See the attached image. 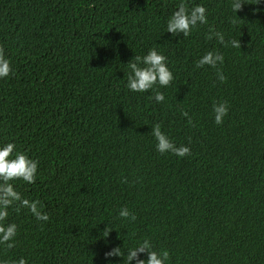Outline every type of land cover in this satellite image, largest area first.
I'll list each match as a JSON object with an SVG mask.
<instances>
[{"label":"trees","instance_id":"trees-1","mask_svg":"<svg viewBox=\"0 0 264 264\" xmlns=\"http://www.w3.org/2000/svg\"><path fill=\"white\" fill-rule=\"evenodd\" d=\"M180 2L0 0L13 69L0 79V144L39 161L34 184L14 183L49 215L9 209L18 236L15 248L0 245V260L123 264L104 253L121 246L127 255L147 238L168 264H264V0L236 13L233 0H184L208 19L186 38L166 32ZM210 26L241 48L206 39ZM153 47L174 75L158 87L162 103L126 86L129 60ZM208 51L223 53L225 82L217 68L195 66ZM220 101L229 110L217 125ZM158 122L191 154L159 153ZM125 206L135 222L119 216ZM106 225L113 231L102 238Z\"/></svg>","mask_w":264,"mask_h":264},{"label":"clouds","instance_id":"clouds-1","mask_svg":"<svg viewBox=\"0 0 264 264\" xmlns=\"http://www.w3.org/2000/svg\"><path fill=\"white\" fill-rule=\"evenodd\" d=\"M261 0H256L255 4H259ZM246 3L245 0H233L231 4L232 11H242V7ZM237 19H239L236 16ZM208 24L207 9L201 4H195L189 7L184 0H181L176 10H174L167 20L166 32L173 36L182 34L188 37L192 34L194 28L198 25ZM215 37L218 42L225 47L241 48L239 39L225 41L222 32L216 31L212 26L209 27L206 39L211 40ZM224 55L218 51H208L200 59L196 61L195 66L202 68L208 65L217 68L218 64H223ZM128 68L130 69L127 76V88L132 92H149L152 96L149 99L156 103H162L165 100L164 93L159 88L168 87L174 79L173 72L168 67V58L157 48H150L143 56H135L129 60ZM13 73L10 59L6 58L4 46L0 44V79L7 78ZM217 78L223 83L227 77L223 75L221 70L217 68ZM214 122L221 125L224 117L228 114L229 105L227 101H220L213 105ZM182 116L188 118V123L192 124L191 117L187 111H182ZM194 126V125H193ZM152 136L156 140V150L161 153H171L179 158H183L191 154L190 146L177 145L165 132L161 129V124L155 123L151 130ZM190 144V140H189ZM39 161L31 158L26 151L17 150L14 142H6L0 144V245L6 250L16 247V238L18 236V225L15 222H9V209L19 213L21 209H27L32 216L38 221H48L49 215L43 211L42 202L33 200L17 190L15 181H23L25 184H34L37 180V171ZM123 182H127L124 178ZM121 218L135 222L137 217L135 213H131L125 206L119 211ZM113 231L111 227L106 225L101 231L102 238H107L109 233ZM140 254H145L146 259L140 258ZM108 257H123V264L135 261V264H168L170 254L167 250L158 251L154 248L149 239H144L135 247L127 251V255L121 251V246L113 247L110 251L104 253ZM0 264H28L24 257L13 260H0Z\"/></svg>","mask_w":264,"mask_h":264}]
</instances>
